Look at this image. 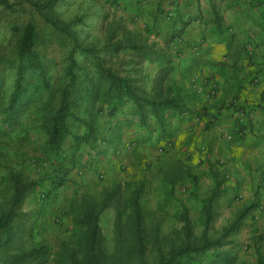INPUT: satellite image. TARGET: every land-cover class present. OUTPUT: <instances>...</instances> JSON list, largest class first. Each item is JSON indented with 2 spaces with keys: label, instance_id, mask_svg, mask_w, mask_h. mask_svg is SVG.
Wrapping results in <instances>:
<instances>
[{
  "label": "rangeland",
  "instance_id": "374dc122",
  "mask_svg": "<svg viewBox=\"0 0 264 264\" xmlns=\"http://www.w3.org/2000/svg\"><path fill=\"white\" fill-rule=\"evenodd\" d=\"M58 8L65 15H87L85 44L105 43V25L114 21L138 33L157 52L141 56L123 51L111 59L112 66L123 73L131 66L139 79L145 74L146 83L141 84L148 90L168 73L167 89L186 106L182 111L166 109L162 123L154 114L142 122L128 112L102 111L90 142L74 137L91 132L84 122L75 121L60 151H55L44 126L52 108L45 102L51 98L38 94V104L21 105L17 118L10 117L0 127V202L12 194L13 170L35 181L19 209L24 216L17 218L18 239L24 245L48 242L56 253L74 228L69 211L76 212L84 199H99L105 189L118 184L127 198L142 186L148 258H157V246L185 241L189 230L191 243H199L204 233L213 243L205 253L182 256L179 264H264V4L64 0ZM42 51L53 82L64 84L66 49L50 43ZM94 60L90 56L84 64L94 68ZM12 81L13 73L6 70L3 106ZM53 104L58 105L56 100ZM129 105L135 107L132 101ZM82 106L79 115L90 119L87 103ZM60 177L64 184L54 189ZM112 203L101 221L109 248L121 201ZM208 210L212 216L207 226ZM240 215L237 227L226 232Z\"/></svg>",
  "mask_w": 264,
  "mask_h": 264
},
{
  "label": "trees",
  "instance_id": "16d2710c",
  "mask_svg": "<svg viewBox=\"0 0 264 264\" xmlns=\"http://www.w3.org/2000/svg\"><path fill=\"white\" fill-rule=\"evenodd\" d=\"M63 1L0 0V94L5 92L6 70L13 73V81L8 86L7 104L3 106L0 99V115L4 116L0 117V127L10 117L17 118L21 105L38 104V96L46 94L51 99L45 104L52 105L51 112L44 117L47 142L53 150L60 151L75 121L84 122L91 132L75 134L74 137L79 142H90L93 131L98 130L97 118L102 111L107 110L111 115L118 111L128 112L138 116L142 122L154 114L162 123L166 109L182 111L185 108L181 97L172 95L173 90L165 85L168 73L164 72L154 88L148 90L145 84H141L142 81L146 83L145 74L139 79L132 75L131 66V69H125V73L120 67L112 66L111 59L123 51L141 56L154 54L157 51L152 45L116 21L105 25V43L85 44L82 42V28L87 15L82 12L63 14L58 8ZM257 1L264 4V0ZM214 12L218 25L222 27L219 12L215 8ZM50 43H57L67 51L63 77L66 80L60 86L49 75V64L42 51ZM90 56L95 59L94 68L84 64ZM166 58L171 61V58ZM161 67L165 68L163 65ZM54 100L57 106L53 104ZM130 101L135 107L131 108ZM85 102L87 113L91 116L88 120L79 115ZM9 177L12 194L4 203L0 202V264H179L182 256L193 258L192 252L205 253L213 243L206 233L199 243H191L188 239L190 231L187 230L185 241L180 244L172 241L167 248L157 246L154 251L157 258H148L141 202L143 187L136 188L129 197L124 198L118 184L105 189L99 199L94 196L84 199L76 212L75 209L69 211L73 214L74 228L56 253L54 247L45 241L24 245L18 239L17 218L24 216L19 209L35 181L28 180L24 172L18 170L10 172ZM59 180L54 189L64 184L63 177ZM49 193H54L53 189ZM114 200L121 203L116 206L118 214L114 244L109 248L101 221L103 213ZM211 216L212 212L208 210L207 226ZM242 216L226 232L236 228ZM185 220L188 217L185 216ZM154 230V237L158 238L157 228ZM128 236L135 241L130 242ZM216 241L219 246L223 244L220 239Z\"/></svg>",
  "mask_w": 264,
  "mask_h": 264
},
{
  "label": "crops",
  "instance_id": "0c3cea01",
  "mask_svg": "<svg viewBox=\"0 0 264 264\" xmlns=\"http://www.w3.org/2000/svg\"><path fill=\"white\" fill-rule=\"evenodd\" d=\"M218 41H219V40H218V39H216V40H215V42H214V45H216V46H217V44H216V43H217ZM225 44H226V42H225ZM214 45H213V46H214Z\"/></svg>",
  "mask_w": 264,
  "mask_h": 264
}]
</instances>
